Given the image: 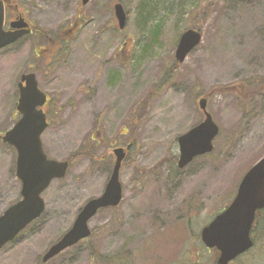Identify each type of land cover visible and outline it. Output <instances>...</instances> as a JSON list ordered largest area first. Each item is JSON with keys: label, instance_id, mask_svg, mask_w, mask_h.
<instances>
[{"label": "rangeland", "instance_id": "374dc122", "mask_svg": "<svg viewBox=\"0 0 264 264\" xmlns=\"http://www.w3.org/2000/svg\"><path fill=\"white\" fill-rule=\"evenodd\" d=\"M29 2L35 24L54 34L72 15L65 3L75 0ZM117 2L93 0L81 9L86 22L93 9L97 16L74 33L56 69L47 71L40 52V68L32 71L54 103L47 108L43 149L56 160L84 149L92 157H79L62 179L50 183L42 193L43 213L0 250V264H116L118 257L128 264H172L183 251L198 258L192 238L176 243L182 223L177 219L189 217L199 234L264 156V90L248 102L231 90L213 91L264 78V0H120L126 24L114 33L108 15ZM141 12H150L147 19ZM188 28L199 30L201 41L172 71L178 37ZM32 53L26 40L0 49V134L16 121L17 82L33 63ZM200 98H206L220 132L209 154L178 168L168 156H178L177 138L203 120ZM129 140L120 203L89 220V237L41 262L82 206L102 194L112 172V149ZM15 158L0 140V214L20 198ZM262 247L264 241L252 253L254 264H264Z\"/></svg>", "mask_w": 264, "mask_h": 264}, {"label": "water", "instance_id": "95a60500", "mask_svg": "<svg viewBox=\"0 0 264 264\" xmlns=\"http://www.w3.org/2000/svg\"><path fill=\"white\" fill-rule=\"evenodd\" d=\"M85 4L88 0H82ZM118 27L123 29L126 12L120 3L114 5ZM11 22L15 30H5L4 10L0 1V49L14 43L28 29H18L25 24ZM199 30L188 28L178 37L174 59L181 63L200 43ZM46 93L39 87L34 72L23 73L17 83L15 110L18 118L0 135L2 143L11 146L16 155L15 177L20 182V198L0 214V249L12 241L28 224L43 213L45 203L42 193L55 179H62L69 169L67 159L50 158L44 151L41 134L49 121L46 115ZM206 98L198 101L203 120L177 138V166L185 167L195 157L213 150V141L219 127L206 109ZM126 148L113 149L115 157L111 175L102 194L89 199L79 210L72 226L60 239L51 244L41 256L46 262L65 249L90 236L89 220L102 208L116 207L122 199L119 173ZM264 208V156L258 159L243 174L231 202L216 214L199 232L200 240L207 249H214L216 264H229L253 246L251 228L257 212Z\"/></svg>", "mask_w": 264, "mask_h": 264}, {"label": "flooded vegetation", "instance_id": "af4514ba", "mask_svg": "<svg viewBox=\"0 0 264 264\" xmlns=\"http://www.w3.org/2000/svg\"><path fill=\"white\" fill-rule=\"evenodd\" d=\"M3 5L4 10V24L3 28L5 30H15L17 27H12L10 24L11 22H16L22 19L21 21L25 24L24 26L18 27V29H28L27 33L22 35L20 38H18L14 43L20 42L22 40H26L31 43L33 47V63L29 62L28 66L23 70L24 72L21 73H28L33 72L32 70H38L40 68V59L41 51H44L43 57L45 59V64L47 67V71H50L52 69L57 68V64L62 62V58L65 55L66 50L69 49V44L72 41V36L75 32L80 31L81 28L84 27L85 24L90 23L91 21H94L96 18V10L93 9L91 21L86 22L84 20V13L82 12V8L90 4L93 0H88L87 3H83L82 0H75L74 4L71 5L70 2L65 3V6L69 8L72 12V15L68 20H66L65 24L63 26H59L54 34H49L44 28L38 27L37 24H35V18L31 15L29 7L30 2L29 0H0ZM71 1V0H70ZM111 13L108 15V20H110L109 27H111L112 32L115 33V31H121L123 29H120L117 25V29H115V15H114V5L116 3H111ZM127 15V14H126ZM63 36V37H62ZM39 41V42H38ZM44 46V47H42ZM57 62V63H56ZM35 73V72H34ZM20 75V76H21ZM36 75V74H35ZM20 80V77H19ZM18 80V82H19ZM41 88V87H40ZM42 89V88H41ZM43 90V89H42ZM44 91V90H43ZM45 92V91H44ZM47 95V102L45 103V107L48 108V106L53 105V99L51 96L45 92ZM129 143H132L131 140L128 141L125 147L123 146H115L116 147H123L126 148ZM113 148V149H114ZM112 149V150H113ZM129 154V150L126 151V155L123 159V161L126 159V157ZM114 156H112V161L114 164Z\"/></svg>", "mask_w": 264, "mask_h": 264}, {"label": "trees", "instance_id": "16d2710c", "mask_svg": "<svg viewBox=\"0 0 264 264\" xmlns=\"http://www.w3.org/2000/svg\"><path fill=\"white\" fill-rule=\"evenodd\" d=\"M120 2V0H118ZM146 6V4L144 3V1L142 2V4L140 5V7H142V9H144V7ZM150 12H141V16H143V18H141L142 20L147 19V15H149ZM159 26V25H157ZM178 63H173L172 64V68L171 70L174 71L176 69V67H178ZM172 73V72H171ZM171 73L169 76H171ZM167 76V77H169ZM228 91L231 90L233 91V93L235 94L236 98L238 100H241L242 102H248L250 99H252L253 97H255L256 95L260 94V92L262 90H264V78H254V79H250L247 81H241L238 82L235 85H230V86H226L222 89H213V91ZM151 93L149 92L145 97L143 102H141V108L139 111V117L140 114H144L145 110L148 106V102L150 101V97H151ZM48 114V112H47ZM81 156H88V157H92V151L91 150H78L76 152H74L72 155H70L69 157H67L66 159L69 160L70 163L75 162L79 157ZM168 159L171 160V164H176L177 161V157L176 155L170 154L168 156ZM222 210V209H221ZM221 210H218L216 213L220 212ZM215 213V214H216ZM179 220L181 223V230L179 231V233H177V238H176V243H180L183 244L187 241V239H191L190 243H194V246H196L198 248L197 253L199 254V257L196 258L195 256L193 257L192 255H188L187 252L184 253L180 252L179 253V249H178V253L183 254L182 257L178 258V260L174 261L172 264H216L215 261V250L213 249H207L203 246V244L201 243L200 239H199V234L197 232H194L191 228V225L189 223L190 218L187 217L185 220L179 218L177 219ZM188 220V222L186 221ZM178 221V222H179ZM251 236L253 238L254 241V245L252 248H250L248 251H246L245 253H243L242 255H240L239 257H237L235 260H233L231 263L229 264H235L236 262L238 264H254V260L256 258V256L252 255V253L255 251V248L259 245L260 242L264 241V209L260 210L257 212L256 216H255V220L254 223L252 225V229H251ZM264 250V247H262ZM94 255L96 253V251L93 252ZM196 253V254H197ZM250 256V258L247 257V260L243 261L242 257L243 256ZM98 257V254L95 256V258ZM109 260H114L113 257L108 258ZM240 261V262H239ZM114 263L116 264H128L127 263V259L123 258V257H118L116 260H114Z\"/></svg>", "mask_w": 264, "mask_h": 264}]
</instances>
